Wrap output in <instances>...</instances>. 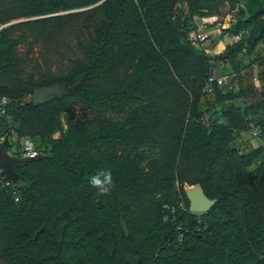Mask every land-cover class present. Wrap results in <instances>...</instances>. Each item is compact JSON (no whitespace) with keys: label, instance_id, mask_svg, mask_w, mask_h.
Returning <instances> with one entry per match:
<instances>
[{"label":"trees","instance_id":"obj_1","mask_svg":"<svg viewBox=\"0 0 264 264\" xmlns=\"http://www.w3.org/2000/svg\"><path fill=\"white\" fill-rule=\"evenodd\" d=\"M101 1L0 0V97L10 98L0 141L14 156L22 138L40 150L15 167L18 182L0 173V264H123L121 244L133 250L127 264H264V160L250 169L263 148L232 145L262 103L224 104L225 123L203 109L212 70L190 38L194 16L232 13L241 0ZM245 1L225 27L241 35L227 57L264 40V3ZM52 86L67 93L36 103ZM223 88L209 94L220 102ZM105 168L128 200L151 191L155 212L143 210L149 230L138 244L130 202L116 200L133 222L127 233L114 196L88 182ZM197 184L217 199L208 213L190 212L185 187ZM182 200L187 211L165 221V205Z\"/></svg>","mask_w":264,"mask_h":264},{"label":"rangeland","instance_id":"obj_2","mask_svg":"<svg viewBox=\"0 0 264 264\" xmlns=\"http://www.w3.org/2000/svg\"><path fill=\"white\" fill-rule=\"evenodd\" d=\"M264 3V0H261ZM246 1L241 0L240 3L237 5V8L232 11V13H225L222 16H205L200 17L198 15L194 16L193 21L199 26H202L204 22L209 23V25L220 28L221 33H214L210 40L205 42L202 48L207 49L208 51L206 54L209 56V62L211 70L221 76L228 77V86H233L232 89L223 88L221 91L223 92L224 98L222 101H217L213 94H206L207 96L203 98L202 107L203 109H217L219 113L217 115L219 122H226L225 116L223 115V105L227 103H231L237 100L242 101H254L256 104H260L258 108V112L252 114L251 116H245V121L241 124L240 130H234L233 138H232V145L236 148L239 153H247L252 150L253 147H262L263 153L260 154L256 162L250 166V169L256 168L259 165L260 161L264 160V88L256 87L253 83L255 77H264V40H262L257 48L252 52L249 51H241L235 56L227 57L229 51L228 46H231L233 43L237 42L241 35H230L225 31V27H228L233 20L238 16L240 8H244L246 6ZM187 6V4H186ZM249 9H246L245 15L248 17L250 15ZM178 20L183 18V6L179 7L178 9ZM218 24H212L213 21L217 20ZM17 22V21H14ZM222 22V23H221ZM215 23V22H214ZM201 29H204L202 26ZM252 28L247 29L244 33L249 36L251 35ZM23 50L27 49V46L22 47ZM38 91V90H37ZM36 91V93H37ZM230 91L232 93H230ZM36 96V94H35ZM238 96V97H237ZM263 120V123L259 124ZM253 126H256L260 129V134L255 137L252 135L253 131L249 132V129ZM3 140V139H2ZM2 140L0 142H2ZM3 143V142H2ZM16 147H13V150L8 151L10 154L14 153ZM14 151V152H13ZM20 158V155H17ZM145 164V163H144ZM148 167V165L146 164ZM3 167L0 165V173H2ZM153 190V189H151ZM127 192V191H125ZM149 188L146 190L140 191V197L128 200L130 197L127 194L123 193V190H117V187H114L111 195L114 196L109 198V201L115 205V209H120V221L123 225V228L127 233L130 232V225L133 228L132 224H128L127 220L125 219V209L122 203L117 202V197L120 199L121 202L128 201L130 202V207L128 209V217L134 216L137 220V225L139 227V231H136L135 235L137 239L135 240L136 244L142 242L143 239L148 233L149 226L146 222V215H143V210L145 213L147 212H155V206L153 203V198L150 195ZM135 222V221H134ZM143 237V238H142ZM146 246L145 244H143ZM112 250L115 251L119 244L111 245ZM121 248H125V250H121L120 248L117 251V255L119 256V260L123 261V264L129 263L128 259H130L131 254H133V250H130L126 247L125 244L120 245ZM146 249V248H144ZM131 253V254H128ZM61 261V258H59Z\"/></svg>","mask_w":264,"mask_h":264},{"label":"built area","instance_id":"obj_3","mask_svg":"<svg viewBox=\"0 0 264 264\" xmlns=\"http://www.w3.org/2000/svg\"><path fill=\"white\" fill-rule=\"evenodd\" d=\"M204 27V29H201V27ZM202 26H199L196 24V27L192 30L190 34V38L193 42V44L197 47L202 48L205 42L210 40V37L214 33H221L220 28L213 27L209 25V23L204 22ZM206 51H208L206 49ZM214 83H217L220 87H227L228 86V77L227 76H221L212 71L207 79V91L208 93L212 92V85ZM254 83L256 86L260 87L262 86L263 82L260 78L255 77ZM230 87V86H229ZM10 104V98L8 96H2L0 97V116H3L8 111V105ZM252 135L257 137L259 135L258 130H254L252 132ZM15 140V139H14ZM17 144V143H16ZM19 155L26 159H31L39 156L40 150L36 147L35 142L30 138H22L19 140ZM18 157V156H17ZM13 182L12 180L7 181V185L11 184ZM15 200L18 202L20 200L19 195L15 196ZM168 213L164 215V220L168 221L170 217L173 219H178L179 212H186L187 207L185 202L182 200L179 202V204L176 205H165L164 207ZM177 229L179 230V239H182L184 237L183 232V226L182 224H179Z\"/></svg>","mask_w":264,"mask_h":264},{"label":"water","instance_id":"obj_4","mask_svg":"<svg viewBox=\"0 0 264 264\" xmlns=\"http://www.w3.org/2000/svg\"><path fill=\"white\" fill-rule=\"evenodd\" d=\"M66 93V90L58 86L44 87L37 91L35 96L36 103L43 104L58 97H63ZM24 162L25 159L10 154L5 145L0 142V165L3 167V171L6 173L9 180L13 182H18L20 180V175L15 171V167ZM185 193L190 202L191 213H208L217 203V199L210 198L200 184L187 185L185 187Z\"/></svg>","mask_w":264,"mask_h":264},{"label":"clouds","instance_id":"obj_5","mask_svg":"<svg viewBox=\"0 0 264 264\" xmlns=\"http://www.w3.org/2000/svg\"><path fill=\"white\" fill-rule=\"evenodd\" d=\"M88 182L100 195H110L115 187L113 173L106 168L97 170L89 177Z\"/></svg>","mask_w":264,"mask_h":264},{"label":"crops","instance_id":"obj_6","mask_svg":"<svg viewBox=\"0 0 264 264\" xmlns=\"http://www.w3.org/2000/svg\"><path fill=\"white\" fill-rule=\"evenodd\" d=\"M213 71V70H212ZM259 78V77H258ZM261 79V78H260ZM254 83V82H253ZM255 84V83H254ZM256 87H258V86H256ZM230 88L232 89L233 88V86L231 87L230 86ZM260 88H263V85L262 86H260ZM254 130H258L259 131V134H260V129L258 128V127H256V126H253L250 130H249V132L250 131H254ZM258 146H256V147H253L252 149H255V148H257Z\"/></svg>","mask_w":264,"mask_h":264}]
</instances>
